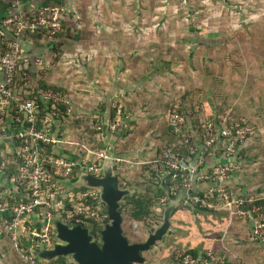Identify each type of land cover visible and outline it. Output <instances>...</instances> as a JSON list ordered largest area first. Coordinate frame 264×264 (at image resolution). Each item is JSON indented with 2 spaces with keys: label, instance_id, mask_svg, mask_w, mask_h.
Masks as SVG:
<instances>
[{
  "label": "built area",
  "instance_id": "obj_1",
  "mask_svg": "<svg viewBox=\"0 0 264 264\" xmlns=\"http://www.w3.org/2000/svg\"><path fill=\"white\" fill-rule=\"evenodd\" d=\"M10 4V12L0 22V140L12 142L14 151L0 169H11L13 187L5 198L14 200L0 201V239H9L17 252L25 245L35 263V250L57 243L55 218L89 227L92 233L95 222L109 217L101 188L81 186L67 193L69 181L82 171L101 177L107 159L113 157L117 164L123 160L107 150H94L88 143L83 144L88 154L83 158L56 154V147L64 143L57 132V117L64 110L65 123L75 111L74 103L66 92L36 86L33 76L44 72V61L28 53L24 44L36 35L43 34L45 40L63 31L67 10L51 5L24 9L23 0H10ZM191 106L181 99L171 103L167 118L173 141L149 162L154 183L165 190L161 204L186 194V208L225 211L232 219H250L253 240L264 245V206L245 197L232 183L244 159L241 146L254 133L253 124L235 106L217 107L210 114L204 103H198L197 111ZM122 125L119 115L110 129L116 131ZM95 128L100 130L102 125ZM178 253L181 264H224L212 250L200 256ZM58 258L56 264H78L68 257Z\"/></svg>",
  "mask_w": 264,
  "mask_h": 264
},
{
  "label": "crops",
  "instance_id": "obj_2",
  "mask_svg": "<svg viewBox=\"0 0 264 264\" xmlns=\"http://www.w3.org/2000/svg\"><path fill=\"white\" fill-rule=\"evenodd\" d=\"M89 1L90 3L86 7H88L91 12H94L97 17L98 0ZM26 2L27 4L25 5L27 6L41 5V3H39L40 0H26ZM250 2L251 3H249V0H235V8L237 9L235 12V18H223L220 20H227L226 23L229 28L235 23H237L236 26H238V28L243 29L252 25L255 27L253 28L254 30L258 27L264 28V21H262L264 20V18H262L264 13V0H250ZM10 9V0H2L0 3V22L3 17L7 16ZM73 9L76 10L74 7ZM95 20L97 21L95 22L96 25H99L100 23V25H104L105 23L100 19ZM221 21H219L218 24L213 25L219 27ZM178 24L179 26L181 25L180 22ZM209 25H212V23H209ZM196 27L197 26L194 25L191 29L189 28L187 34L180 35V32H177V34L170 36V39L172 38L170 42L174 43V45L171 46V57H168V55L166 57L160 54L163 53L162 41L164 38H162V36H160L161 40L157 45L152 47L149 53L145 52L148 49L149 42L143 41L147 40V38L140 37L137 39L135 36H129L127 38L128 41H125V43L135 44L136 48L134 51H132V48L130 49L129 46L125 45L124 48L119 46L120 53H117L115 47L112 45L104 48L107 51L106 54L103 55L99 52L96 53L93 49L90 57V54L86 56L84 53L81 41V46L79 45L80 47L75 53L80 71V78H77V81L81 80V84H77L78 87L76 89V93H79L76 96L78 101L76 99L74 100L73 95L68 94L71 101L74 103V112H81L80 106L84 108L88 107L93 108V111L95 112L94 114L97 116L100 115L103 108L108 122L112 115L111 112L114 110H116L115 117H118L119 115L122 116L123 125L118 130L112 131L110 129V125L113 123V120H110L109 123L107 122V125H103L102 131H98L94 137L92 136V142H90L89 145L94 150H99L95 149L94 145L100 143V145H103V150H107L114 157L123 160L121 163L114 164L116 176L120 179L122 187L125 186L134 190L132 194L122 201V209L124 211H126L125 203L128 198L135 197L136 195L138 196L141 192H144V186L146 187V185L153 184L150 179H148V184L145 182L146 179L149 178L150 172L147 173L145 178H143L142 165L154 160L158 154L159 148L166 140L165 135L168 131L166 127L168 111L173 100L181 99L185 102L191 103V110L193 111L198 110L199 102L204 103L206 111L209 114L219 106H235L243 103V95L239 94V92L241 93L244 91V85L237 82V79H239V76L242 73V67L238 68L237 66H242L244 61H247V57H249L250 54L258 51L256 43L263 42L264 38L257 41L254 48V41L252 42V40H250V37L244 30L239 29L236 31L238 33L235 36L228 34L225 36L222 35L219 38L217 35L216 41L213 42L205 32L200 33L201 30ZM225 31H227V29ZM208 33L211 34V31ZM181 36L183 40L180 39ZM174 39L177 40L174 41ZM33 40H39L40 42L45 41L44 37L41 36H36ZM33 40H29L24 44V49L28 53L41 57L43 61H45V58L47 60L48 57H51V53H47L49 46L47 47L45 44V46L42 45L41 47H38L37 43ZM217 47L218 49L221 48L223 50L229 49L231 54H227L224 57H228L229 60L225 62V69H227L226 77L214 76L212 79L208 77L210 75L206 76L205 73H203L204 70L196 71L195 66L190 59L194 60L192 56H194L196 52H199V49L208 52L210 50H215ZM168 53L169 52L166 54ZM173 57L176 59H173ZM166 58H170L169 61L172 62V66L169 70L167 66H161L164 61L163 59ZM150 64L152 66H150ZM203 66L206 69L207 65L205 62L203 63ZM180 72H182V76H180ZM202 74H204V76H202ZM214 75L219 74L216 72ZM84 78L90 79L91 84V90L86 94L83 92L88 90L85 87L87 85L82 83ZM218 78L219 80H217ZM205 85L211 86L212 90L209 91L203 89ZM236 88L239 90H236ZM217 92L221 97L216 96ZM224 101L228 102L224 103ZM62 126L64 127V124ZM62 135L63 138H66L65 133H62ZM78 143L80 144V150H76V152L63 143L57 146L55 150L61 155L77 160L88 155L83 147V144L87 143L84 142V140H79ZM6 145V149H3V151L1 149L0 153H4L6 150L8 153L7 156L9 157L14 151V148L12 142ZM244 151L243 156H245ZM241 164V168L232 178V183L236 186L240 185L237 187L240 188L245 197L254 196V192H248V190H255L253 189L254 184L252 186L250 185V188L246 187L249 186V180H246L248 175L244 174V159ZM80 173L81 172H77L75 179H72L67 184V193H73L81 186H88L83 181H79ZM12 187L10 178L5 175L3 169H0V193L3 195L2 202L6 200V192H10ZM139 188H141V192L139 191ZM156 189L161 195L165 193V190L158 184L156 185ZM260 199H264V197ZM171 200L172 199H170L166 205H168ZM166 205H159L158 209L162 211L160 217L164 216V208ZM181 205L172 213L171 219L179 215V211L177 210L180 209ZM200 210L201 209L189 207L181 211L190 213L193 211L192 213L194 214L199 215L202 213L206 216L211 213L216 217L221 216V220H223V222H220L221 224H218L217 229L223 230V236L221 238H218L217 236L213 237L212 234L215 233L211 232L212 234H210V236L213 237L210 242V244H212L211 246L217 247L222 251L224 250V257H229V259L234 257L244 262L245 260L249 261L248 259L251 260L255 257L250 253L254 248L256 249L255 242H252V231L250 232L248 229L243 230L242 223L238 221L237 218H230V216L224 211L210 212ZM6 215L8 216L9 214L7 213ZM173 215L175 216L173 217ZM55 220L60 219L57 217ZM250 221L252 222V220ZM130 222L133 223L135 221L130 220ZM41 223H44V221H41ZM124 223L125 222H123V228ZM230 224L233 226L230 227ZM236 238L240 241V244H232L233 241H236ZM213 239L216 241L214 242ZM130 241L136 242L132 240ZM13 248V244L9 239H0L1 255L7 250L11 251ZM68 258L71 259L70 257Z\"/></svg>",
  "mask_w": 264,
  "mask_h": 264
},
{
  "label": "rangeland",
  "instance_id": "obj_3",
  "mask_svg": "<svg viewBox=\"0 0 264 264\" xmlns=\"http://www.w3.org/2000/svg\"><path fill=\"white\" fill-rule=\"evenodd\" d=\"M23 1L24 9L31 7L40 8L51 5L61 6L67 8L66 10L69 11V13L67 11L66 20L63 23V31L42 42L33 40L37 43L38 47L42 45L45 46V44L47 47L49 46L47 53H51V57H48L47 60L45 58L44 72L40 71L39 76L37 77L34 75L33 78L36 86L44 85L46 81L47 85L51 83L61 87L66 93L73 95L74 100L76 99L77 101L78 99L76 96L79 93H76V89L78 87L77 84H81V80L77 81V78H80V71L75 53L81 46V41L84 53L86 56L90 54L89 56L91 57L93 49L96 53L99 52L103 55L106 54L107 51L104 48L112 45L115 47L117 53H120V47L124 48L125 45L129 46V48H132V51H134L136 48L134 43H125V41H128L127 38L129 36H135L137 39L140 37L147 38V40L143 41L149 42L148 49L145 51L149 53L152 47L157 45L161 40L160 36H162V38H164L162 41L163 53L160 54L171 57V46H173L174 43L170 42V40H172L170 36L177 34V32H180V35L187 34L189 28L191 29L194 25L201 30L200 33L205 32L213 42L216 41L217 35L219 38L222 35L225 36L228 34L235 36L238 33L236 31L239 29L244 30L250 37V40H252V42L254 41V48L255 43L264 38L263 27H258L254 30L253 28L255 27L252 25L253 27L250 26L243 29L238 28V26H236L237 23H235L229 28L226 23L227 20H220L223 18H235V12L237 11L235 8V0H98L97 17L94 12H91V10L86 7L90 3L89 0H40L39 3H41V5L35 4L36 6H27L25 5L27 4L26 0ZM251 2L249 0V3ZM73 7L76 10H74ZM262 18H264V16ZM95 19L103 20L105 22L104 25H100L101 23L96 25L95 22L97 21ZM219 21L224 23L220 22V26L215 27L213 24H218ZM179 22L181 24L180 26L178 24ZM209 23H212V25H209ZM226 29L227 31H225ZM209 31H211V34L208 33ZM41 36H43V34ZM180 39L183 40L182 36ZM176 40L177 39H174V41ZM256 47L258 51L247 57V61H244V66H237L238 68L242 67V73L239 79H237V82L244 85V91L241 93L239 92V94L243 95V103L235 105V108L237 112L250 120L255 128L252 138L249 139L248 145L244 151V174L248 175L246 180H249L250 183H248L249 186H246V184L245 186L250 188V185L252 186L254 184L253 189L255 190L252 191L254 192V196L251 197L254 198L255 204L264 206L263 203H258L260 198L264 197V39L263 42H257ZM167 52L169 53L166 54ZM227 54H231L229 49L223 50L217 47L215 50H210L208 52L199 49V52H196L195 55L192 56L194 60L190 59V61L194 64L196 71L204 70L203 73H205L206 76L210 75L208 77L212 79L214 76L226 77L227 69H225V62L229 60L228 57H224ZM169 59L170 58L163 59L164 61L161 65L167 66L168 70L172 66V62L169 61ZM173 59L176 58L173 57ZM204 62L207 65L206 69L203 66ZM150 66L152 65L150 64ZM216 72H218L219 75H214ZM180 74V76H182V72H180ZM202 76H204V74H202ZM217 80H219V78ZM82 83L87 85L85 87L89 90L83 91L84 94L90 92V79L84 78ZM210 87L211 86L205 85L203 89L211 91L212 87ZM238 88H236V90H239ZM216 96L221 97L218 95V92ZM227 102L228 101H224V103ZM80 110L81 112L76 111L72 113L65 121L64 127L62 126L60 129L61 134H66V138H63V144L67 145L68 148H71V150L75 152L76 150H80V145L78 143L80 139L90 142L93 136L94 109L80 106ZM166 127L168 130L165 135L166 140L161 147L173 141V139L169 140L171 130L168 126V118ZM6 144L10 143L5 140H0V150L2 149L3 151V149H6ZM94 148L100 150V143L94 145ZM7 155L8 153L6 150L4 153H0V167L2 163L9 158ZM150 165L149 163L142 165L143 178L149 173L148 169ZM148 179L149 178L145 181L147 184ZM9 197L10 196H7L5 199L7 200ZM181 210L178 216L171 219L172 228L165 238L157 242L155 246L143 254L148 260L145 264H180L181 257L178 252H189L188 248L192 247L198 248V250L201 251H199L201 255H204L208 250H212L217 256V260H223L224 264H264V245L260 242L252 241L255 242L256 249L252 247L255 250L253 249L250 253L255 257L251 260L248 259L249 261L245 260L244 262L234 257L230 259L229 257H224V250L222 251L217 247L211 246L212 244H210V242L214 236L218 238L223 236V230H217L218 224L223 222L221 216L216 217L211 213L207 216L202 213L197 215L192 213L193 211L190 213ZM156 216L154 214L147 221L131 223L129 213L126 211L124 215L125 221H123L125 222V234L132 241H146L149 234L154 232L163 222V217ZM237 220L242 223L243 230L248 229L250 232L253 230L254 226L250 219L237 218ZM231 226L233 225L230 224V227ZM210 234H212L213 237H211ZM215 241L216 240H214V242ZM239 242L240 241L236 238V241H233L232 244H238ZM30 255L31 252L28 248L22 245V250L20 252H17L13 248L11 251L7 250L4 254H0V264H47V261L39 258L33 263L30 259ZM56 263L58 262L56 261L55 264Z\"/></svg>",
  "mask_w": 264,
  "mask_h": 264
},
{
  "label": "water",
  "instance_id": "obj_4",
  "mask_svg": "<svg viewBox=\"0 0 264 264\" xmlns=\"http://www.w3.org/2000/svg\"><path fill=\"white\" fill-rule=\"evenodd\" d=\"M114 164L113 157L107 159L101 177L84 171L79 175V181L102 189V199L108 206L110 221L101 230L100 239H95L89 227L55 220L57 243L52 248L38 250L39 259L51 262L58 257H70L78 264H145L148 261L143 254L169 233L172 213L185 202L186 194L172 199L165 206L162 224L149 234L146 241L131 242L124 233L122 201L134 190L121 186Z\"/></svg>",
  "mask_w": 264,
  "mask_h": 264
},
{
  "label": "trees",
  "instance_id": "obj_5",
  "mask_svg": "<svg viewBox=\"0 0 264 264\" xmlns=\"http://www.w3.org/2000/svg\"><path fill=\"white\" fill-rule=\"evenodd\" d=\"M36 36H40V35H36ZM36 36H34V37H36ZM40 86L42 88H47V89H50V90L64 91V90L61 89V87L55 86L54 84L50 83L49 85H47L46 81L44 82V85H40ZM63 108H64V106H63ZM65 113L66 112L64 110H62L61 113H60V117L59 118L57 117V120L59 122V123L57 122V126H56L58 133L60 131V127L64 124L62 122V117L65 115ZM111 114L112 115H111L110 120H113L115 118V115H116V110L112 111ZM110 120H109V122H110ZM107 122L108 121H107L106 116H105V110L102 108V110L100 112V115L94 116V125H93V129H92L93 137L95 136V134H97L98 131L99 132L102 131L103 125L105 126V125H107L109 123V122L108 123ZM98 124L102 125V129L97 130L95 128V126H97ZM171 139H172V137L169 136V140H171ZM84 142L89 144L90 142H92V140L90 142L88 140H84ZM246 145H247V143L241 146L242 147L241 148V152L245 150V146ZM102 148H103V145L101 144V149ZM54 151L56 152V150H54ZM56 154L57 155H61V154H59L57 152H56ZM3 171H4L5 175H7L8 177L12 174L11 169L10 170L9 169H6V170L3 169ZM148 171L150 172L149 179L153 182V184L146 185V187L144 186V192H141L138 196L128 198L126 200V203H125L126 211L129 213V219L132 220V221H135V222L147 221L154 214H155V216L157 214L156 217H160L161 213H162V211H160V209H158L159 205L161 204L162 195L157 192L156 184L154 183V175L152 173L151 167H149ZM237 186H240V185H237ZM139 191H140V188H139ZM248 192H252V191L248 190ZM15 198L18 199V200L21 199L20 195H16ZM12 200H14V198L9 197L7 199V201H9V202H11ZM0 201H2L1 197H0ZM65 201H66V203L68 205H70L69 198H67ZM258 203H263L264 204V199H260ZM181 209L182 210L186 209V205L182 204L180 209L177 210V211H180ZM200 211H210V210L201 209ZM174 216L175 215H173V217ZM109 221H110L109 217L106 216L104 222H95V224L93 225V228H92V233H93L95 239H97V240L100 239L99 238L100 237L99 236V232L103 229L104 224L108 223ZM188 250H189L188 253H190V254H192L194 256H200L201 255V254H199L201 251L198 250V248L196 249L195 247H192V248H188ZM35 251L37 252L38 250H35ZM60 258H62V257H60ZM58 259L59 258H57V259H55V260H53L51 262H48V264H55V262Z\"/></svg>",
  "mask_w": 264,
  "mask_h": 264
}]
</instances>
